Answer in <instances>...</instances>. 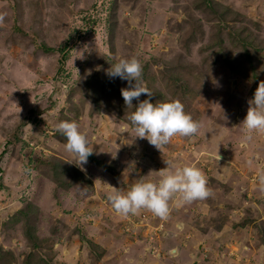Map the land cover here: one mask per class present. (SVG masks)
<instances>
[{"label":"rangeland","instance_id":"1","mask_svg":"<svg viewBox=\"0 0 264 264\" xmlns=\"http://www.w3.org/2000/svg\"><path fill=\"white\" fill-rule=\"evenodd\" d=\"M0 14V264H264V134L245 142L241 125L264 81V0H0ZM132 57L150 102L179 100L198 134L129 144L138 102L107 70ZM61 121L94 149L86 171L66 163ZM164 161L200 168L211 195L170 201L167 219L116 214L107 185L158 182Z\"/></svg>","mask_w":264,"mask_h":264},{"label":"clouds","instance_id":"2","mask_svg":"<svg viewBox=\"0 0 264 264\" xmlns=\"http://www.w3.org/2000/svg\"><path fill=\"white\" fill-rule=\"evenodd\" d=\"M4 20V14H0V23ZM142 72V65L136 57L120 59L107 70L110 78L118 77L128 82L129 87L120 90L126 108L133 109V101L138 102L128 117L129 123L125 125L135 133L129 144H133L136 139L147 140L161 153L174 137H194L198 134L200 123L185 112L179 100L156 104L150 102L153 93L143 83ZM142 94L149 99L141 101ZM248 104L247 114L241 123L245 131V142L253 139V133L264 134V81L259 82ZM28 126L31 128V125ZM57 132L65 138L63 147L71 157L66 163L75 164L81 171H86L84 165L94 154V149L89 145L86 135L80 131L79 124L75 121H61L57 125ZM217 157L219 161L220 157ZM164 162L167 165L165 169L151 172L161 177L158 182H137L126 193L121 188L106 184L109 188L107 200L116 214L128 217L146 210L161 219H167L170 215V201L179 207L205 200L211 195L207 177L200 168ZM134 166L135 161H132L128 168L135 170Z\"/></svg>","mask_w":264,"mask_h":264},{"label":"built area","instance_id":"3","mask_svg":"<svg viewBox=\"0 0 264 264\" xmlns=\"http://www.w3.org/2000/svg\"><path fill=\"white\" fill-rule=\"evenodd\" d=\"M238 245H235V247H237ZM237 253V254H236ZM236 253H230L232 255V257H234L235 259H237L238 261L243 260V257H245L244 255L240 254L238 251H236ZM247 261V260H246ZM247 263V262H246Z\"/></svg>","mask_w":264,"mask_h":264},{"label":"trees","instance_id":"4","mask_svg":"<svg viewBox=\"0 0 264 264\" xmlns=\"http://www.w3.org/2000/svg\"><path fill=\"white\" fill-rule=\"evenodd\" d=\"M60 51L63 52V50H60ZM63 56H65V55H63ZM67 57H68V56H65L64 59H66ZM23 144H24V143H23ZM4 155H5V154H2L1 159L3 158ZM1 159H0V160H1ZM89 159H90V157H89ZM0 172H1V168H0ZM0 179H1V174H0ZM0 187H1V182H0ZM33 246H35L36 248H41L42 245L39 244V245L36 246V245L34 244V242H33Z\"/></svg>","mask_w":264,"mask_h":264}]
</instances>
